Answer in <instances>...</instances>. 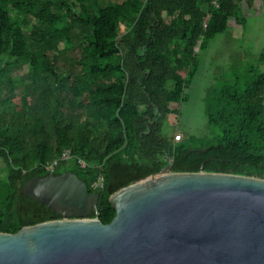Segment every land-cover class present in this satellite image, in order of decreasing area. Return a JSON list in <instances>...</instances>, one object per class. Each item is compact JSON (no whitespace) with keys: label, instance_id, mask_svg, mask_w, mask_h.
Here are the masks:
<instances>
[{"label":"trees","instance_id":"16d2710c","mask_svg":"<svg viewBox=\"0 0 264 264\" xmlns=\"http://www.w3.org/2000/svg\"><path fill=\"white\" fill-rule=\"evenodd\" d=\"M213 1L0 0V233L63 218L21 194L34 177L77 175L100 195L89 218L104 224L116 216L110 197L168 159L173 173L264 179V50L207 93L211 134H164L199 52L231 19L245 25L243 5L255 3Z\"/></svg>","mask_w":264,"mask_h":264},{"label":"water","instance_id":"95a60500","mask_svg":"<svg viewBox=\"0 0 264 264\" xmlns=\"http://www.w3.org/2000/svg\"><path fill=\"white\" fill-rule=\"evenodd\" d=\"M172 164L114 193L109 224L74 173L32 178L21 194L63 218L0 233V264H264V179Z\"/></svg>","mask_w":264,"mask_h":264},{"label":"rangeland","instance_id":"374dc122","mask_svg":"<svg viewBox=\"0 0 264 264\" xmlns=\"http://www.w3.org/2000/svg\"><path fill=\"white\" fill-rule=\"evenodd\" d=\"M103 1L105 4L109 2ZM242 10L245 25L231 19L228 31L211 41L206 50L199 52L198 72L186 92L187 101L171 105L176 113L168 118L169 122L164 130L166 136L182 134L202 137L211 134L205 114L207 93L219 86L232 70L244 69L248 64L256 63L257 57L263 52L264 3H254L253 9L244 4ZM25 71L22 69L16 73L23 75Z\"/></svg>","mask_w":264,"mask_h":264},{"label":"built area","instance_id":"2783aa9c","mask_svg":"<svg viewBox=\"0 0 264 264\" xmlns=\"http://www.w3.org/2000/svg\"><path fill=\"white\" fill-rule=\"evenodd\" d=\"M219 2H220V0H214V1H213V4H214L215 6H219ZM182 139H183V135H182V134H176L175 137H174L175 142H181ZM71 157H72V156H71V151H70V150H67V151H65V152L62 154L61 157H59V158L55 159L53 162H51V163L47 166V169H48L49 171H51V172H54V170L59 166V164H60L61 162L68 161V160L71 159ZM79 163H80L83 167L86 166V164H85L84 162H82V161H79ZM102 182H103V180L100 179V180L94 185V188H100V187H102Z\"/></svg>","mask_w":264,"mask_h":264},{"label":"crops","instance_id":"0c3cea01","mask_svg":"<svg viewBox=\"0 0 264 264\" xmlns=\"http://www.w3.org/2000/svg\"><path fill=\"white\" fill-rule=\"evenodd\" d=\"M258 2L264 3V0H255V3H258Z\"/></svg>","mask_w":264,"mask_h":264}]
</instances>
